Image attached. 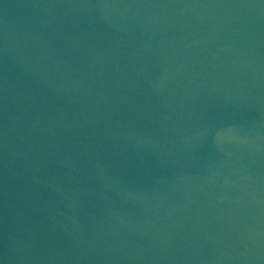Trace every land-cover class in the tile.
I'll return each instance as SVG.
<instances>
[{
    "label": "water",
    "instance_id": "95a60500",
    "mask_svg": "<svg viewBox=\"0 0 264 264\" xmlns=\"http://www.w3.org/2000/svg\"><path fill=\"white\" fill-rule=\"evenodd\" d=\"M0 264H264V0H0Z\"/></svg>",
    "mask_w": 264,
    "mask_h": 264
}]
</instances>
